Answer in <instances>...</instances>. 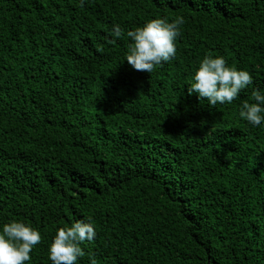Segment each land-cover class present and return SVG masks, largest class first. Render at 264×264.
<instances>
[{
  "label": "trees",
  "instance_id": "trees-1",
  "mask_svg": "<svg viewBox=\"0 0 264 264\" xmlns=\"http://www.w3.org/2000/svg\"><path fill=\"white\" fill-rule=\"evenodd\" d=\"M182 14L176 55L123 60L146 19ZM253 77L231 104L188 91L204 55ZM264 0H0V224L96 228L75 264H264Z\"/></svg>",
  "mask_w": 264,
  "mask_h": 264
},
{
  "label": "clouds",
  "instance_id": "clouds-1",
  "mask_svg": "<svg viewBox=\"0 0 264 264\" xmlns=\"http://www.w3.org/2000/svg\"><path fill=\"white\" fill-rule=\"evenodd\" d=\"M185 22L182 14L173 19L154 17L146 19L133 29L124 30L114 24L110 31L114 37L130 38L123 60L138 71L151 73L156 66L171 61L176 55V40ZM250 72L243 68L228 66L223 56L204 55L188 82V91L205 98L209 106L231 104L239 93L252 83ZM252 101H243L239 115L253 126L264 124V92L254 89ZM96 228L87 220L76 219L70 225L56 229L48 243L47 255L51 264H75L84 256L81 244L91 242ZM41 241V233L21 220L0 224V264H25L31 259L33 247ZM90 264H97L94 255Z\"/></svg>",
  "mask_w": 264,
  "mask_h": 264
}]
</instances>
